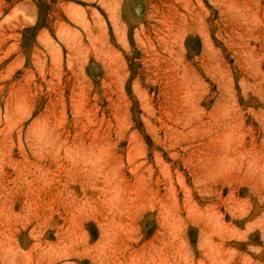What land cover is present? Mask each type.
<instances>
[{
    "label": "rangeland",
    "instance_id": "rangeland-1",
    "mask_svg": "<svg viewBox=\"0 0 264 264\" xmlns=\"http://www.w3.org/2000/svg\"><path fill=\"white\" fill-rule=\"evenodd\" d=\"M0 264H264V0H0Z\"/></svg>",
    "mask_w": 264,
    "mask_h": 264
}]
</instances>
